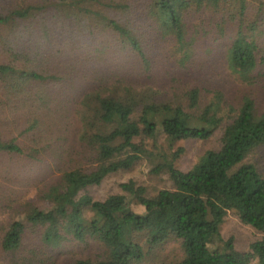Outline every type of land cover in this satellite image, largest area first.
<instances>
[{"label":"trees","instance_id":"trees-1","mask_svg":"<svg viewBox=\"0 0 264 264\" xmlns=\"http://www.w3.org/2000/svg\"><path fill=\"white\" fill-rule=\"evenodd\" d=\"M16 1L7 10L0 8V26L11 30L7 41L13 55L7 62L0 61V157L16 156L20 166L34 167L44 163L45 154L53 149L52 139L43 137L47 133L42 119L46 95L40 85L58 78L29 67L25 58L17 55L20 42L13 32L15 27L36 20L39 12L63 11L68 19H98L144 63H149V53L141 38L146 31L131 21L130 0H42L36 5V0ZM228 1L142 0L144 6L139 11L153 40L169 42L167 52L179 65L175 74H183L181 69L190 71L184 67L199 41L194 35L199 34L198 26L190 24L191 13L221 11L224 16ZM234 1L237 13L229 14L233 21L238 18L239 25L227 47L228 68L247 87H257L263 74L256 36L259 19H264L260 16L264 0L254 20L247 17L249 0ZM102 4L126 15L121 19L101 15L95 9ZM203 99L198 89L163 98L151 87L140 89L124 83L88 92L76 110L78 139L89 157L87 166L72 167L71 158L60 169L55 184L42 193L47 203L38 211L42 220L30 214H25L26 220L20 216L15 219L0 239L1 251L15 264L20 259L39 264L24 251L26 221H31L45 227L40 236V248L45 251L56 252L70 239L102 244L103 258H82L72 264H139L154 247L172 240L181 241L183 258L179 264H264V171L256 160L264 146L262 97L246 90L238 103H231L216 90L208 102L203 103ZM13 128L18 135L6 141L5 137L13 134L4 135V131ZM217 130L222 131L220 149L206 151L187 171L177 166L185 151L175 148L179 141L207 140ZM19 137L24 142H19ZM144 160L152 172L166 173L172 187L150 194L145 186L129 180L120 185L123 193L104 199L85 192L110 174L130 170ZM10 169L12 164H8ZM134 200L144 206L143 212L133 209ZM229 209L261 234L248 252L237 249L233 236L224 238L221 234Z\"/></svg>","mask_w":264,"mask_h":264},{"label":"rangeland","instance_id":"rangeland-1","mask_svg":"<svg viewBox=\"0 0 264 264\" xmlns=\"http://www.w3.org/2000/svg\"><path fill=\"white\" fill-rule=\"evenodd\" d=\"M41 1L36 0L33 5ZM261 2L262 0H249L250 8L247 13L249 20L256 18ZM143 3L142 0H130L134 15L131 21L140 30L146 31L141 38L144 49L149 53V63H144L139 55L124 48L112 30L92 17L68 19L63 11H42L36 20L22 23L13 29L14 34L18 35L17 41L20 42L17 43V55L24 57L29 67L45 74L57 75L58 80H46L40 85L46 95L42 119L47 127V133L43 137L45 140L52 139L53 147L51 151L43 152L46 154L42 162L46 164L40 166L44 164L40 163L34 167L28 164L22 167L18 161L20 158L16 156L0 157V239L19 216L24 218L25 214H30L38 217V211L47 207V203L42 200V193L55 184L61 174L60 169L71 158L69 163L72 167L87 166L89 157L86 156V148L78 139L79 122L76 110L88 92L124 83L140 89L151 87L160 91L163 98H173L175 95L180 97L188 90L198 89L204 97L203 103L212 98L213 91L219 90L225 94L229 102L238 103L246 90H252L259 99L262 97L261 103H264V19H259L256 36L261 60L259 69L263 75L259 77L257 87L253 85L249 88L231 73L227 63V47L239 25L238 18L233 21L229 12L237 13L238 3L229 0L226 4L228 13L224 16L221 11L191 13L190 24L198 26L199 34L194 35L199 41L196 43L194 56L187 67H184L190 71L181 69L184 73L180 75L175 74L177 72L175 69H178L179 65L167 52L169 42L156 43L151 36L153 33L147 29L144 15L139 11L143 8ZM16 4V0H0L2 10ZM101 7L95 10L107 17L121 19L126 15L117 8L103 4ZM10 31L0 26L1 62H7L13 56L7 41ZM4 132H6L4 135H7V132L13 134L5 137L7 141L11 137H16L19 131L13 128ZM221 137L222 131L217 130L207 140L179 141L175 148L183 147L185 151L177 161V166L184 171L189 170L206 151L220 149ZM17 140L24 142L23 137ZM53 160L56 162L51 164ZM256 160L263 166L261 169L264 171V146ZM8 164H12V169L7 170ZM151 169L149 162L144 160L130 170L110 174L100 185L91 186L85 192L90 193L95 199H104L111 194L123 193L120 185L129 180L145 186L150 194H155L162 188L172 187L166 173L156 174ZM132 207L139 212L145 209L135 200ZM37 220L42 218L38 217ZM26 224L23 236L24 251L29 258L35 259L39 264H72L78 259L97 260L105 255L102 244L92 239L89 242L70 239L56 252L45 251L40 248L43 246L40 236L45 227L37 226L31 221H26ZM221 234L224 238L233 236L237 249L242 252H248L250 245L261 237L258 231L242 222L231 209L221 224ZM182 258L181 241L172 240L154 247L139 264H179ZM27 262L20 259L18 264ZM0 264L15 262L0 249Z\"/></svg>","mask_w":264,"mask_h":264}]
</instances>
